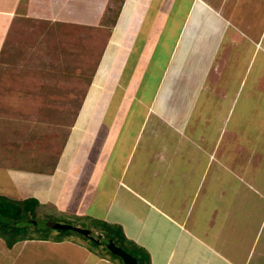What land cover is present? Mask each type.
Returning a JSON list of instances; mask_svg holds the SVG:
<instances>
[{"label":"crops","instance_id":"crops-1","mask_svg":"<svg viewBox=\"0 0 264 264\" xmlns=\"http://www.w3.org/2000/svg\"><path fill=\"white\" fill-rule=\"evenodd\" d=\"M22 1L0 0V32L37 16ZM140 1L150 10L127 34ZM131 3L113 27L125 25L122 39L109 36L89 74L102 85L85 149L76 141L54 176L32 173V197L120 225L150 264H264V0H138L125 21ZM10 172L0 168V192ZM4 243L0 264H119L72 235Z\"/></svg>","mask_w":264,"mask_h":264},{"label":"rangeland","instance_id":"rangeland-1","mask_svg":"<svg viewBox=\"0 0 264 264\" xmlns=\"http://www.w3.org/2000/svg\"><path fill=\"white\" fill-rule=\"evenodd\" d=\"M37 1L25 0L27 12H33L37 16L15 20L12 16L9 18L11 20L7 31L4 32L3 29L0 32V36L4 38L0 54V168L4 171L11 170L10 174L14 177L8 183L10 187L0 194L13 199L32 197L30 188L33 185L28 184L29 176L32 173L45 174L46 171H52L54 176V167L65 155L66 159H73L75 150L78 149L76 141L80 145L79 150L85 149L80 140L83 136L82 125L85 127L89 122L96 107V89H100L102 85L87 84L89 74L93 72L95 60L104 51L109 36L117 37L115 43H119L125 28L122 25V28L119 26L116 30L113 29L126 0ZM137 2L138 0H132L131 5H128L125 21L133 16L131 12ZM10 4V0H3V6L8 7ZM140 7L127 34L137 32L141 19L150 10L147 5L143 8L142 3ZM53 15L60 18L65 16L68 21H53V18L50 19ZM147 15L142 25V32L145 34L152 20ZM181 15L182 13L179 17ZM145 90L147 92L144 93L149 95L154 91L152 88ZM233 123L234 118L229 130ZM55 179L57 188L55 183L50 182L51 188L58 191L61 189L62 194L59 196H63L65 191L59 185L58 176ZM41 188L38 190L43 191L42 193L51 190L50 187L48 191ZM39 194L37 193L38 196ZM54 204V200L40 201L37 214L44 217L46 215V219L50 217L52 222L66 223L64 220L72 218L76 222L80 219L83 223L84 220H90L92 225L96 223L97 219L92 216L83 217L82 220L70 211L66 214L59 213ZM109 224L114 229L118 225ZM70 235L75 239L83 238L77 232ZM1 241L4 242L0 237V249L7 248ZM102 248L101 246L100 249Z\"/></svg>","mask_w":264,"mask_h":264},{"label":"trees","instance_id":"trees-1","mask_svg":"<svg viewBox=\"0 0 264 264\" xmlns=\"http://www.w3.org/2000/svg\"><path fill=\"white\" fill-rule=\"evenodd\" d=\"M39 206L40 201L36 197L13 199L4 194H0V237L5 241L8 247H12L16 242L25 239L54 238L56 240H62L69 236L70 233L77 232L81 237L86 239V241H90L89 243L91 246H103L112 257L119 260V264H124L122 258L112 253L106 247V243L110 240H113L118 245L135 255L138 259V264H150L149 258L143 248L134 245V243L125 236L120 225H117L114 229V226H110L108 222L104 220H99L97 222V219L94 225L96 228H100L99 230L101 234L99 233L96 235L100 240V242H96L76 230L55 228L52 225L54 223L52 222V219L50 221V217H47L46 219V215L44 217V215L39 216L37 214ZM78 220L79 221L76 222L75 219L70 218V220L66 219L64 222L89 228L86 224L80 221V219ZM53 230H57V232L53 233ZM90 233L95 235V233L97 234V231L95 232L94 230L93 232V230H91Z\"/></svg>","mask_w":264,"mask_h":264},{"label":"water","instance_id":"water-1","mask_svg":"<svg viewBox=\"0 0 264 264\" xmlns=\"http://www.w3.org/2000/svg\"><path fill=\"white\" fill-rule=\"evenodd\" d=\"M55 228H62V229H73L76 230L85 236L90 237L96 241V239L90 232V229L83 228L78 225L70 224V223H62V222H54L52 224ZM106 247L114 254L120 256L124 262V264H138V259L135 255L125 250L123 247L117 245L113 240H110L109 243L106 244Z\"/></svg>","mask_w":264,"mask_h":264},{"label":"clouds","instance_id":"clouds-1","mask_svg":"<svg viewBox=\"0 0 264 264\" xmlns=\"http://www.w3.org/2000/svg\"><path fill=\"white\" fill-rule=\"evenodd\" d=\"M78 226H80V225H78ZM83 228H86V227H83ZM89 229V228H88ZM91 231V230H90ZM96 239H98L97 238V236L96 235H98V234H92ZM88 237V236H87ZM90 238V237H89ZM91 239V238H90ZM92 240H94V239H92ZM99 240V239H98ZM94 241H96V240H94ZM96 242H100V240L99 241H96ZM116 243V242H115ZM107 244V243H106ZM117 244V243H116ZM118 245V244H117ZM120 246V245H119ZM122 247V246H121ZM108 249V248H107ZM126 250V249H125ZM129 252V251H128ZM124 263V262H123Z\"/></svg>","mask_w":264,"mask_h":264}]
</instances>
